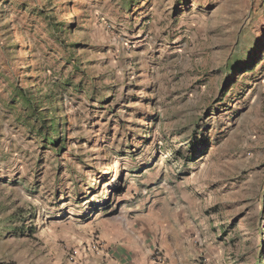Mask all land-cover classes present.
I'll return each instance as SVG.
<instances>
[{
    "label": "rangeland",
    "instance_id": "1",
    "mask_svg": "<svg viewBox=\"0 0 264 264\" xmlns=\"http://www.w3.org/2000/svg\"><path fill=\"white\" fill-rule=\"evenodd\" d=\"M14 85L50 90L63 150ZM162 241L264 264V0H0V264Z\"/></svg>",
    "mask_w": 264,
    "mask_h": 264
},
{
    "label": "trees",
    "instance_id": "2",
    "mask_svg": "<svg viewBox=\"0 0 264 264\" xmlns=\"http://www.w3.org/2000/svg\"><path fill=\"white\" fill-rule=\"evenodd\" d=\"M129 7V5H127ZM64 31V30H63ZM244 65L242 60H236L234 64H230L229 68L232 70L236 65ZM255 67V65L253 66ZM253 68L245 71L252 70ZM64 87L63 90L72 88L73 85L70 77L64 78L61 82ZM58 83H55V87L58 88ZM227 83L223 88V92L227 87ZM60 86V85H59ZM54 87V88H55ZM41 89L34 92L31 88H24L23 86L14 85L10 92V104L11 109L17 111L15 114V120L18 121L28 131L34 133V135L41 139L44 143V147H51L53 150L64 149L63 139L60 138L59 126L61 125L56 116L53 113V100L50 98V90L45 94H41ZM46 105V107H43ZM198 133V132H197ZM208 139L205 135H195L193 142L190 144L189 149H198V146H206ZM191 150V151H192ZM194 156H192L193 158ZM30 232H33L30 230Z\"/></svg>",
    "mask_w": 264,
    "mask_h": 264
},
{
    "label": "crops",
    "instance_id": "3",
    "mask_svg": "<svg viewBox=\"0 0 264 264\" xmlns=\"http://www.w3.org/2000/svg\"><path fill=\"white\" fill-rule=\"evenodd\" d=\"M153 243V244H152ZM151 246L155 244L152 242ZM163 255L165 257V264H182L179 263V257L177 256V252L173 250L166 241H162L159 243ZM151 248V247H150ZM86 249V248H85ZM105 252L99 251L97 252L98 256H93V254H88L85 256L81 262L77 264H153L154 262L149 259V254H151V249L145 250L142 253L138 251L130 250V248H126L124 246H105ZM84 251V250H83ZM89 248H87V251ZM175 252V253H174ZM91 255V256H90ZM182 260V257H180ZM167 259V263H166ZM40 264V263H36Z\"/></svg>",
    "mask_w": 264,
    "mask_h": 264
},
{
    "label": "built area",
    "instance_id": "4",
    "mask_svg": "<svg viewBox=\"0 0 264 264\" xmlns=\"http://www.w3.org/2000/svg\"><path fill=\"white\" fill-rule=\"evenodd\" d=\"M152 255L154 257V264H165V257L161 250L158 248L154 249Z\"/></svg>",
    "mask_w": 264,
    "mask_h": 264
}]
</instances>
